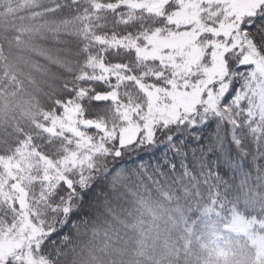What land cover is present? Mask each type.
<instances>
[{"label": "snow or ice", "instance_id": "6c2138e0", "mask_svg": "<svg viewBox=\"0 0 264 264\" xmlns=\"http://www.w3.org/2000/svg\"><path fill=\"white\" fill-rule=\"evenodd\" d=\"M0 264H264V0H0Z\"/></svg>", "mask_w": 264, "mask_h": 264}, {"label": "trees", "instance_id": "16d2710c", "mask_svg": "<svg viewBox=\"0 0 264 264\" xmlns=\"http://www.w3.org/2000/svg\"><path fill=\"white\" fill-rule=\"evenodd\" d=\"M53 70L58 71L57 69H53ZM214 130H215L214 123L209 124V126L204 130L205 135L213 132ZM163 151H164L163 146H160L152 152H143L139 154L138 158L132 159L131 162L128 165H126V167H128L130 171L132 166L139 164L141 161H144L151 166L154 163L159 162L157 158H159L162 155ZM125 159L128 158L126 157ZM149 170H151V168ZM135 179L136 178L133 177L132 181H127L126 183H129L130 185L134 186L133 182L135 181ZM121 193H124L123 197L120 196ZM131 198L132 197L125 192L122 186L118 187L115 192L109 191V199L111 200L112 204L117 207L124 204L126 200H131ZM70 229H71V222H69V224L66 227H64L61 231H59L56 235L52 236L51 240L48 241V246L52 247V241L56 242L55 246H59L60 245L59 237L63 236L66 233H69Z\"/></svg>", "mask_w": 264, "mask_h": 264}]
</instances>
